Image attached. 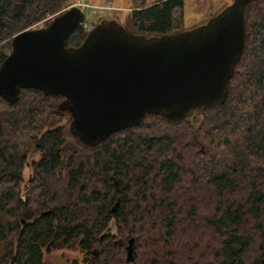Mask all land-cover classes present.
<instances>
[{"label": "trees", "instance_id": "obj_1", "mask_svg": "<svg viewBox=\"0 0 264 264\" xmlns=\"http://www.w3.org/2000/svg\"><path fill=\"white\" fill-rule=\"evenodd\" d=\"M129 3L131 29L120 24L133 34L184 30L183 0ZM68 6L0 0V65L16 34ZM86 34L79 25L65 45ZM62 100L40 90L0 97V264H43L45 250L71 245L80 256L71 264H262L264 0L245 8L242 55L218 105L177 122L146 114L89 147L71 134Z\"/></svg>", "mask_w": 264, "mask_h": 264}, {"label": "water", "instance_id": "obj_2", "mask_svg": "<svg viewBox=\"0 0 264 264\" xmlns=\"http://www.w3.org/2000/svg\"><path fill=\"white\" fill-rule=\"evenodd\" d=\"M249 2L234 0L201 26L156 37L104 19L77 47H67L65 39L85 15L70 6L46 27L11 39L0 65V97L16 102L22 90L62 97L58 108L69 113L71 134L89 147L139 125L146 114L180 121L225 99L243 51ZM126 251L131 257L132 239Z\"/></svg>", "mask_w": 264, "mask_h": 264}, {"label": "rangeland", "instance_id": "obj_3", "mask_svg": "<svg viewBox=\"0 0 264 264\" xmlns=\"http://www.w3.org/2000/svg\"><path fill=\"white\" fill-rule=\"evenodd\" d=\"M77 1H81L80 8L83 10L90 29L104 19L113 18L119 23H125L126 16L130 13V0H69V6L74 5ZM234 0H183L184 9V31L192 30L198 26L205 24L212 17L219 14L223 9L228 7ZM114 8V11L107 12V7ZM44 24L40 23L35 28H40ZM38 155H33L24 168V182L26 185L31 175L30 162L36 159ZM79 260L80 256L73 245L69 247L57 248L51 251H44L43 264H71L74 260Z\"/></svg>", "mask_w": 264, "mask_h": 264}, {"label": "built area", "instance_id": "obj_4", "mask_svg": "<svg viewBox=\"0 0 264 264\" xmlns=\"http://www.w3.org/2000/svg\"><path fill=\"white\" fill-rule=\"evenodd\" d=\"M80 5H81V1H77L74 5H72V6H77V7H79L80 8ZM105 11H107V12H112V11H114V8H112V7H107L106 9H105ZM81 26L83 27V29L85 30V31H89L90 30V25H89V22H87V20H86V18H85V20H84V22L81 24Z\"/></svg>", "mask_w": 264, "mask_h": 264}]
</instances>
